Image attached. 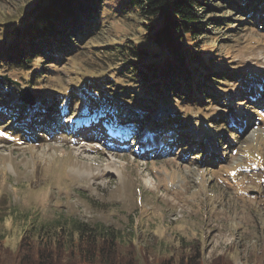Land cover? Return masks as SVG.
Returning <instances> with one entry per match:
<instances>
[{
    "label": "rangeland",
    "instance_id": "obj_1",
    "mask_svg": "<svg viewBox=\"0 0 264 264\" xmlns=\"http://www.w3.org/2000/svg\"><path fill=\"white\" fill-rule=\"evenodd\" d=\"M41 3L0 0V23L30 17ZM107 3L96 34L65 62L48 66L37 84L25 85L28 70L0 67L2 79L13 83L0 86V107L8 106L0 114L26 105L25 86L39 97L75 94L85 78L111 70L107 45L133 40L151 48L140 16L121 14L113 0ZM204 4L208 18L229 21L208 27L198 42L218 62L224 58L223 69L240 73L217 88L237 108L204 99L199 106L178 102L149 109L130 97L108 101L79 92L58 131L26 136L13 131L6 115L0 123V264H17L21 239L39 228L52 240L66 241L64 247L73 239L72 250L55 251L57 264H98L87 263L93 250L86 241L78 245L75 222L120 232L123 264H264V106L257 107L264 98V28L257 14L250 20L220 2ZM34 60L38 72L43 59ZM144 111L150 119L140 120ZM126 113L142 125L119 122ZM225 114L230 128L221 119ZM151 122L160 126L151 129ZM71 123L75 133L67 131ZM24 256L20 264H32Z\"/></svg>",
    "mask_w": 264,
    "mask_h": 264
},
{
    "label": "trees",
    "instance_id": "obj_2",
    "mask_svg": "<svg viewBox=\"0 0 264 264\" xmlns=\"http://www.w3.org/2000/svg\"><path fill=\"white\" fill-rule=\"evenodd\" d=\"M108 1L110 0H45V3H41L34 10L38 12L30 17L27 13V16L24 15V18L18 21L0 23V67L10 65L14 69L28 70L29 75L23 78L25 85L29 87L37 84L42 72L49 71L48 66L65 62L85 44L86 40L96 34L103 22L102 17L107 16L106 12L102 13L105 8L109 9ZM113 1L117 12L127 14L131 11L140 16L141 25L147 28V35H144L143 40L146 44H150L151 48H143L133 40L107 45L104 55L110 61L111 70H105L99 76L92 74L93 80L85 78L83 86L80 90L74 91L75 94L73 90L49 91L50 94L44 93L39 97L40 92L32 91L35 96L34 104L18 107L15 114L9 111L0 114V123L7 115V118L10 117V121H13V131L20 130L23 136L29 135L32 130L37 134H47L55 129L58 131L61 127L60 120L70 111L73 96L77 98L76 94L79 92L82 96L88 92L92 99L98 96L99 99H109L108 101L110 97L116 99L130 97L132 101L143 103L142 105L149 109L158 105H174L178 102L197 103L199 106L204 99L221 104L226 101L225 104L229 109L233 105H239H235L233 100L229 102L230 96L227 94H218L217 88L224 87L226 81L239 79L237 74L240 73L236 70L230 72L223 69L224 58L218 62L211 56V51H207L206 48L204 51L200 50L198 40L208 32V27L227 26L226 23H229L219 18L212 20L208 18L206 14L208 6L204 4L207 0ZM212 1L220 2L250 20H253V15L257 14L260 19L259 25L262 23L264 28V0ZM152 47L158 50V56L154 57L155 50ZM36 57H42L46 61L40 62L41 68L38 72L33 67ZM100 72L102 70L97 71ZM120 78L123 79V83L118 82ZM10 85L13 83L3 80L0 75V86ZM13 90L21 92L18 88ZM112 90L119 92V96H112L114 92L109 95V91ZM240 94L236 93L237 96ZM41 106L45 109L44 114ZM263 106L264 98H261L257 107ZM7 107L2 106V109L0 107V111H6ZM29 113L33 116L29 118V124H26ZM150 113L144 111L138 114L140 120L150 119ZM129 115L123 114L122 120L118 121L138 123V119H130ZM175 118H177L175 115L164 117L161 123H169ZM38 119L39 124L35 121ZM221 119L224 125L230 128L231 121L227 115L225 114ZM69 126L68 133H75L73 123ZM149 126L155 129V126L160 125L151 122ZM43 130L45 132H42ZM89 133L92 131L89 130ZM10 135L14 134L10 133ZM109 144L116 145L114 142ZM116 148L124 151L118 145ZM74 224L78 234V245L86 241L93 250L91 258L86 260L87 263L123 264L125 259L119 249L122 237L117 235L120 232L99 224L92 226L89 224L90 227L85 222ZM40 230L41 228L36 234L32 232L30 236L25 235L21 239L15 256L19 259L17 264L21 263L26 254L30 255L32 264H57L61 260L58 252H55L57 249H73V239L70 246L64 247L63 243L66 241L52 240L47 237V231L42 230L45 233L43 235ZM195 257L198 258L197 255ZM161 264H172V262Z\"/></svg>",
    "mask_w": 264,
    "mask_h": 264
},
{
    "label": "water",
    "instance_id": "obj_3",
    "mask_svg": "<svg viewBox=\"0 0 264 264\" xmlns=\"http://www.w3.org/2000/svg\"><path fill=\"white\" fill-rule=\"evenodd\" d=\"M16 84L18 85L19 83L16 82ZM21 101L28 105H33L35 102V97L27 86L23 87Z\"/></svg>",
    "mask_w": 264,
    "mask_h": 264
}]
</instances>
